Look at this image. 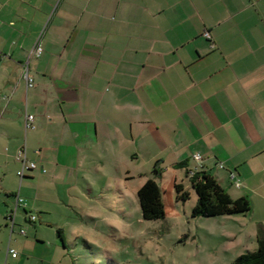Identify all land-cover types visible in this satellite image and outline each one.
I'll return each instance as SVG.
<instances>
[{
	"label": "crops",
	"instance_id": "obj_1",
	"mask_svg": "<svg viewBox=\"0 0 264 264\" xmlns=\"http://www.w3.org/2000/svg\"><path fill=\"white\" fill-rule=\"evenodd\" d=\"M21 148L37 164L23 177ZM129 161L138 189L150 179L143 162L169 164L188 181L212 175L232 198L250 200L257 238L264 0H0V264H21L9 253L16 237L43 238V223L61 229L48 198L57 180L78 189L91 168ZM179 183L186 188L175 174Z\"/></svg>",
	"mask_w": 264,
	"mask_h": 264
},
{
	"label": "rangeland",
	"instance_id": "obj_2",
	"mask_svg": "<svg viewBox=\"0 0 264 264\" xmlns=\"http://www.w3.org/2000/svg\"><path fill=\"white\" fill-rule=\"evenodd\" d=\"M161 165L160 177L154 173L155 162H143L140 168L144 177L154 178L160 184L165 218H143L137 194L140 176L135 173L136 162H120L117 170L115 164L112 168L110 164L99 165L101 169L89 170L87 180H81L78 189L70 190L69 181L65 179L57 180L49 189L51 217L64 231L67 247L64 248L58 236L57 226L42 225L38 220V226L42 225L39 235L43 238H35V232L28 231L21 241L16 237L11 242L20 255L18 262L236 264L241 254L257 249V238L252 237L256 227L250 213L194 217L192 211L197 194L191 181L184 178L183 172L171 170L169 164ZM126 169L135 176L127 178ZM175 174L184 181L185 190L190 193L186 201L177 198L173 186ZM28 238L29 242L22 241Z\"/></svg>",
	"mask_w": 264,
	"mask_h": 264
},
{
	"label": "trees",
	"instance_id": "obj_3",
	"mask_svg": "<svg viewBox=\"0 0 264 264\" xmlns=\"http://www.w3.org/2000/svg\"><path fill=\"white\" fill-rule=\"evenodd\" d=\"M185 164H179L178 167ZM154 173L160 177L161 170L154 168ZM190 174V172H188ZM190 181L197 194V202L193 207L192 215L220 216L232 214H246L252 209L247 197L232 198L219 182L205 171L191 174ZM178 200L186 201L190 198L189 191L184 185L175 184ZM142 216L145 220H159L166 216V207L162 196V189L156 179H148L137 191ZM63 239L62 229H58ZM258 247L255 251L241 254L235 261L236 264H264V226L260 225L257 234Z\"/></svg>",
	"mask_w": 264,
	"mask_h": 264
},
{
	"label": "built area",
	"instance_id": "obj_4",
	"mask_svg": "<svg viewBox=\"0 0 264 264\" xmlns=\"http://www.w3.org/2000/svg\"><path fill=\"white\" fill-rule=\"evenodd\" d=\"M206 36H210L209 33H206ZM43 49L41 47L40 44H37V46L35 47V50H34V53L39 56L41 53H42ZM25 77L27 79V82H28V86L32 87L34 85V80L32 77H30V75L28 74V72L25 73ZM33 120H34V116L33 115H30L28 116V122H27V129L29 128H33L34 125H33ZM17 158L21 161L22 163V168L21 170L19 171V175L21 177H23L25 175V172L27 170H33V169H36L37 168V164L30 160V156H29V153L27 151L26 148H21L19 151H18V155H17ZM194 159L198 162V163H201L202 162V155L200 153H196L194 154ZM232 178H234V176H232ZM237 181V180H236ZM236 184L239 186V183L238 181L236 182ZM17 203L19 204H23V205H26V203H24L23 199L22 198H18L17 199ZM13 215L14 213H12V215H10L11 218H13ZM29 219L31 221H35L36 219V215L34 214H30L29 215ZM21 233L22 234H25V230H21ZM9 253L13 256V257H16L17 256V251L13 248H9Z\"/></svg>",
	"mask_w": 264,
	"mask_h": 264
}]
</instances>
